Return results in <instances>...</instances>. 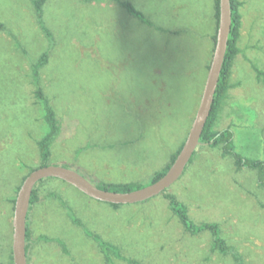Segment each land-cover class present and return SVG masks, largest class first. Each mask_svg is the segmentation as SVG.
Listing matches in <instances>:
<instances>
[{"label":"rangeland","instance_id":"374dc122","mask_svg":"<svg viewBox=\"0 0 264 264\" xmlns=\"http://www.w3.org/2000/svg\"><path fill=\"white\" fill-rule=\"evenodd\" d=\"M34 1L0 0V264H11L12 199L40 165L38 141L48 132L34 96L32 68L40 56L49 51L41 86L61 124L50 165L94 185H147L187 138L215 48L214 0H46L43 20L52 42ZM126 1L152 26L132 17ZM238 1L239 51L214 130L231 128L236 152L264 159V0ZM196 151L168 192L195 223L219 224L245 264H264V189L257 173L237 170L220 147ZM41 183L46 200L32 210L38 244L31 242L28 264H105L97 243L70 223L65 205L88 231L118 246L123 259L236 264L212 251L210 233H187L162 194L114 207L57 178L43 181L46 190Z\"/></svg>","mask_w":264,"mask_h":264},{"label":"trees","instance_id":"16d2710c","mask_svg":"<svg viewBox=\"0 0 264 264\" xmlns=\"http://www.w3.org/2000/svg\"><path fill=\"white\" fill-rule=\"evenodd\" d=\"M46 0H35L34 7L35 13L37 17V21L42 29L43 33L46 35L47 39L52 42L53 35L48 27L45 25L43 20V5ZM120 2L119 0H115ZM231 1V9H232V26L231 32L228 40L227 51L225 55V60L222 68V72L220 75L218 87L214 96V103L212 105V110L210 113V117L207 121L205 129L203 131L202 137L200 139L201 145H207L211 148H221L223 154L230 158L237 170L248 169L255 171L257 173V182L258 185L264 189V159H251L245 158L236 152L235 144H234V133L231 128L225 129L223 131L217 132L214 130V122L217 118L218 111L227 96V92L229 90L230 84L229 79L231 75V67L234 61L235 56L238 53L237 41L239 38L240 32V25H241V15L239 13V6L240 3L238 0H230ZM122 6L128 11V13L140 20L142 23L152 26V23L145 17V15L137 9V7L132 4L131 2H121ZM214 7H215V18H216V31L214 35V41H216V33L218 29V19H219V0H214ZM2 24L0 23V28H2ZM49 51L44 52L38 61L33 65L32 68V77H33V84L35 86V93L34 96L37 101L43 106L44 110V120L48 126V132L45 136L42 137L41 140L38 141V147L40 152V159L41 163L38 167L30 169L27 175H25L22 179V182L17 188V192L15 194V198L12 199V204L14 206L15 199L17 193L25 180V178L34 170L40 167L49 166L50 158H51V145L54 140L58 137L61 133V124L57 117V113L52 106L50 99L46 96L42 86H41V77H40V69L44 67L48 62ZM210 66V65H209ZM259 75L263 74L259 71ZM182 145L178 148V150L171 156L170 162L161 170L155 172L151 178L150 183L147 185H143L138 182H126V183H110V184H102L96 185L98 188L102 190L118 192V193H127L132 192L143 187H146L156 181L160 180L168 171V169L173 164L176 156L180 152ZM200 145V146H201ZM197 151L194 153L192 159L190 160L188 166L194 161ZM188 166L186 167L184 173L186 172ZM46 180V179H44ZM44 180L40 181L39 183L43 182ZM165 200L168 201L169 209L171 212L178 218L182 226L184 227L185 231L192 236L200 235L204 232L210 233L212 237V251H216L222 255H231L235 260L236 264H245L243 257L236 251L233 246H230L227 241L221 235V229L219 224L217 223H195L189 216L187 206L179 200V198L166 190L163 194ZM55 196V195H53ZM38 184L35 186L32 192L31 201H30V208L38 202ZM114 207H118L119 205H112ZM66 210L69 218L76 226L81 227L86 233H88L98 245L101 252L105 256L106 264H113L112 256L117 257L118 259L125 260L130 264H142L134 259H128L122 257L120 254V249L118 246L103 240L100 236L88 231L85 225L74 215L73 211L70 210L66 205ZM14 209V207H13ZM29 215V213H28ZM28 219V217H27ZM88 231V232H87ZM90 232V233H89ZM30 237V232L28 229L27 224V252H28V240ZM48 241V240H47ZM60 245H62L59 241H57ZM63 246V245H62ZM64 247V246H63ZM65 249V248H64ZM109 250L112 251L109 252ZM66 252V250H65ZM11 264H13L12 260V253H11Z\"/></svg>","mask_w":264,"mask_h":264},{"label":"water","instance_id":"95a60500","mask_svg":"<svg viewBox=\"0 0 264 264\" xmlns=\"http://www.w3.org/2000/svg\"><path fill=\"white\" fill-rule=\"evenodd\" d=\"M231 26V1L219 0V19L215 48L199 105L187 138L167 173L160 180L146 187L132 192L118 193L102 190L78 172L68 168L49 165L32 171L23 181L15 199L12 219L13 264H27V217L33 189L40 181L47 178H57L97 201L106 202L111 205H133L163 194L181 178L197 148L201 145L200 139L210 117L214 96L222 72Z\"/></svg>","mask_w":264,"mask_h":264},{"label":"crops","instance_id":"0c3cea01","mask_svg":"<svg viewBox=\"0 0 264 264\" xmlns=\"http://www.w3.org/2000/svg\"><path fill=\"white\" fill-rule=\"evenodd\" d=\"M49 187V185L47 184V183H41V188L42 189H47ZM45 192H43L42 190L40 191L39 189H38V202L37 203H35L33 206H32V208H31V210L29 211V213L31 212V216L30 215H28V218H29V224H28V219H27V224H28V229H29V232H30V237H29V240H28V252H27V264H28V258H29V252H30V248H31V242L33 241L34 243H37L38 244V242H35V238H34V236H33V218H32V210L38 205V204H40V203H43L46 199L44 198V196H45ZM14 207V206H13ZM14 212V209L12 208V213ZM30 216V217H29ZM69 217V216H68ZM81 221V220H80ZM70 223H73L72 221H71V219H70ZM76 226V225H75ZM79 227V226H78ZM82 229V228H81ZM46 240H48V241H52L51 239H46ZM93 242H95L94 240H93ZM58 243V242H57ZM96 243V242H95ZM59 244V243H58ZM60 245V244H59ZM62 246V245H61ZM38 248V247H37ZM37 248H36V250H37ZM11 253H12V246H11ZM10 257H11V255H10ZM105 258V257H104ZM11 260V259H10ZM105 264H106V261H105Z\"/></svg>","mask_w":264,"mask_h":264},{"label":"flooded vegetation","instance_id":"af4514ba","mask_svg":"<svg viewBox=\"0 0 264 264\" xmlns=\"http://www.w3.org/2000/svg\"><path fill=\"white\" fill-rule=\"evenodd\" d=\"M63 247V246H62ZM65 248V249H64ZM63 249H64V251L66 250V247H63ZM65 253H67V250H66V252ZM105 257V256H104Z\"/></svg>","mask_w":264,"mask_h":264}]
</instances>
